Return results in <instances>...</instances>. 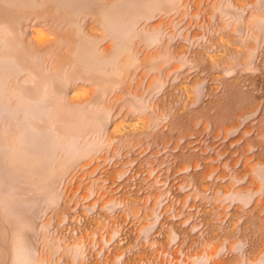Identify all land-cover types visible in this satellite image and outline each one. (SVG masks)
Masks as SVG:
<instances>
[{"label":"rangeland","instance_id":"1","mask_svg":"<svg viewBox=\"0 0 264 264\" xmlns=\"http://www.w3.org/2000/svg\"><path fill=\"white\" fill-rule=\"evenodd\" d=\"M0 264H264V0H0Z\"/></svg>","mask_w":264,"mask_h":264}]
</instances>
